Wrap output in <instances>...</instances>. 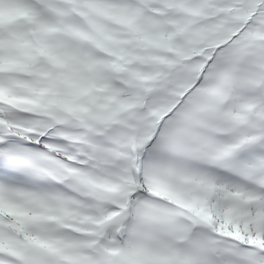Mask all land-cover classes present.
Returning <instances> with one entry per match:
<instances>
[{
    "label": "rangeland",
    "instance_id": "374dc122",
    "mask_svg": "<svg viewBox=\"0 0 264 264\" xmlns=\"http://www.w3.org/2000/svg\"><path fill=\"white\" fill-rule=\"evenodd\" d=\"M155 1L157 0H154V2ZM185 4H187V2H185ZM0 16H2V18L7 17L3 11L0 12ZM198 17L199 13L197 10L193 11L192 16L189 13L185 14L182 20H180V30L177 35L179 39L173 40L172 38V41H174L172 43L180 47V50L184 55L182 57L187 58V60L183 61L185 70L182 75H179L178 73L175 74L174 80H177L178 84L167 87V91L165 93L161 91L158 92L159 86L165 85V83H163L164 81L160 78V72L156 69L154 71H148L147 68H144L136 71L135 68L128 67L127 71L117 72L118 74L125 73L131 78H136L140 73L142 75H147V81H149V83L146 87H150L153 91V97L155 98V96H157L159 99V101L156 102V107L152 106V108H150L149 105L145 108L143 113L138 112V108L131 112V117H134L137 124H140L142 119H144L147 123H152V117L149 116L151 110H155L159 106L162 108L167 102H171L177 97V93L180 92L179 89L182 88V86L189 80L192 68L198 60V55L192 57L193 53L200 54L204 52L205 54L209 51L211 45H218V42L223 40L215 39L212 24L203 22L202 24H196L197 26H192V21H194V18ZM3 27L5 28L6 26L3 25ZM98 34L99 37L96 39L101 41L103 37H105V33L103 31V33L99 32ZM260 34V31H257V29L254 28V31L251 32L249 36H246V34L243 33L241 38L233 42V47L218 49L221 58L219 63L221 66L220 70L217 69L215 63H211L205 73L206 80L202 88L189 94L185 102L181 105L178 113L180 117H173L175 120H172V124L168 128L170 131L169 133H171L170 138L167 141L164 139V147L168 148L170 153L173 155L185 153L188 158L199 161H208L211 163H217L219 160L224 161L226 154L232 155L233 157L239 156L240 150L238 147L234 146V140L240 130V127L244 129L245 136L247 137L246 141L250 144L248 149L250 150L251 147L255 145L254 140H256L257 135H259L256 133L257 131H255L258 130L257 127H255L256 124L241 122L239 117V106L236 110H234L232 106L233 101H230L227 110L224 112L217 108L216 101L225 93L224 89L231 86L232 81L235 78L231 69L238 67L243 58L246 59L244 62L245 72L246 70L251 69L250 67H252V65L259 66L258 57H260V55L257 48L263 40V35L259 36ZM220 38H223V36ZM157 39L159 40V38ZM187 40L191 42L188 43ZM0 41L3 43L4 39H0ZM186 42L188 45H186ZM2 43H0V92L9 95V97L12 98V101L17 103L18 108L27 110L29 113L37 112V110L42 109L43 112H40V116L43 118L46 114H52L50 106H54L56 107L54 109L56 116L60 118V109H67L70 111L72 109V104L75 103L74 105H76V100L73 98L76 91H82L83 93L90 94V91H87V86H85L87 81L81 78L80 75H82V72L77 69L78 62L73 60L68 51L60 49L59 54H54L53 49H49L50 46L53 48L52 43H49L47 46L45 41L40 40V49L42 51L46 49L47 60L50 63H53L55 67L56 75L48 77L44 68L39 66V62L37 60H28L24 65L25 61L21 60V58H27V54L21 49L17 38H14L8 44L15 47L16 50L14 52H11L9 47ZM160 44L161 46L163 45L162 40L160 41ZM191 47L193 50H191ZM91 57L90 64L89 62L86 63L84 68L88 70V72L90 70L92 71L89 73L91 75V80L95 84H98V78L95 77L98 74V71L93 67L92 63L94 65H101V61L98 58L96 59L92 54ZM31 63H34L35 65L33 67H27L30 66ZM81 64L84 63L81 62ZM167 65L171 66L170 63ZM15 70L27 72L31 74V76L28 79L20 80L18 77L16 78L15 76L4 74V71L8 72ZM157 74V78L159 79L157 80L156 85L154 84L153 90V86L151 87V85L153 84L152 81L154 76ZM44 77H47V79H44ZM252 77V74H247L246 72L240 81L241 88L247 90L249 87L247 85H249L250 81L253 79ZM106 89L108 90L107 87ZM34 91L35 94H31ZM100 91L101 89L94 90L91 103L99 110L102 105L104 106L103 96L107 98L108 95H110L109 90L103 95V92L101 93ZM155 91L157 92L155 93ZM40 92H42L43 95H40ZM249 95L250 96H248L244 102L252 104L256 101L257 97L252 96V94ZM237 97H239V95H237ZM4 108L8 113L7 107L5 106ZM78 108L80 109L81 106ZM11 112V114L15 113V115L22 118L21 114L23 112L21 110L11 109ZM72 113L75 114L73 109ZM96 113L97 112L95 111V114ZM104 116L106 117L107 115ZM117 117L122 123H127L130 128L132 123L128 121L125 112ZM236 122L239 124H237V127L234 128L236 126ZM169 124L170 123L166 125ZM134 128H131L132 131ZM252 129L254 131H252ZM143 131L147 130L145 129ZM213 132L218 133L217 138L221 142L218 145H216L217 140L213 139V136L210 135V133ZM129 134L130 133L127 131H119L118 139L123 143V145L126 136ZM133 134H136V131H133ZM260 135L264 136V130L263 133L260 132ZM169 164L171 163L166 164L164 162L163 167L160 168V170L163 171V181L166 183V185H162L163 189L167 190L166 193L183 201L188 206L193 207L196 211L202 210L204 206L201 203V194L207 193L205 188L211 182L205 179L204 174L197 170L195 164L187 167L183 170V172H176V168H173L178 178L174 181L171 179L173 175L172 172L174 171L169 167ZM235 165L238 171L244 172L243 170H245V167H240L242 164L237 162ZM250 167L253 168V162L250 163ZM153 168H155V166ZM103 187L104 190L103 192H99V196H101L104 202L109 197L107 188H111V185L103 182ZM196 189H200L201 193L199 191L197 192ZM236 195L254 201L253 197H249L250 194L248 191L240 189L234 185H230L228 189L225 188L221 190V192L219 191V195L217 197L210 198L211 204H214L216 210L219 209V212L217 210L216 213V216L218 217L219 215L220 218L219 224L227 231L238 234L247 240L257 243L264 241V227H261L256 223L257 220L255 217L259 210H264V200L262 201V206L259 207L255 202L251 209L254 216L252 218H248L246 217L245 212L242 211L241 207H239V205L232 200V198ZM0 206L9 213L22 217L21 221L24 225L26 224L27 218L24 216L27 211L24 210L21 202L13 203L6 194L0 192ZM143 212L145 215H143L142 218L153 215V211L148 208L142 210V213ZM222 212L226 214V217L221 216ZM161 216L165 219H170L168 216ZM143 237L148 240L149 247L157 252V242L152 238V236L145 234ZM133 240H136V236ZM127 251L129 260L133 261L134 264H143L142 260L146 259L144 256L152 258L153 260L151 261L154 264H159L158 256L156 254H152L145 248L140 247L137 241H133L127 248ZM187 259L193 263L195 257L193 258L192 256ZM106 260L107 256L102 259L103 264ZM197 261V264H199V260Z\"/></svg>",
    "mask_w": 264,
    "mask_h": 264
}]
</instances>
